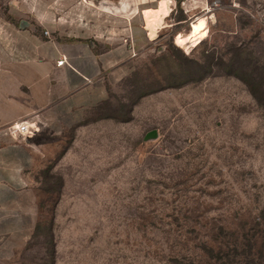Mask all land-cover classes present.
Segmentation results:
<instances>
[{"label":"rangeland","instance_id":"rangeland-1","mask_svg":"<svg viewBox=\"0 0 264 264\" xmlns=\"http://www.w3.org/2000/svg\"><path fill=\"white\" fill-rule=\"evenodd\" d=\"M159 1L0 0V23L128 54L75 126L0 127L37 219L10 264H264V0H170L152 38Z\"/></svg>","mask_w":264,"mask_h":264},{"label":"crops","instance_id":"crops-1","mask_svg":"<svg viewBox=\"0 0 264 264\" xmlns=\"http://www.w3.org/2000/svg\"><path fill=\"white\" fill-rule=\"evenodd\" d=\"M170 2L159 1L156 8L144 11V17L162 13L167 17ZM127 26L125 22L120 27L126 30ZM82 31L88 30L82 27ZM105 40L87 33L45 39L31 29L0 23V127L21 121L37 132L65 129L106 101L109 85H115L116 76L128 69V54L121 45L98 51L96 42ZM60 60L65 62L58 65ZM31 154L28 146L0 136V264L11 263L37 222L34 199L22 175Z\"/></svg>","mask_w":264,"mask_h":264},{"label":"bare ground","instance_id":"bare-ground-1","mask_svg":"<svg viewBox=\"0 0 264 264\" xmlns=\"http://www.w3.org/2000/svg\"><path fill=\"white\" fill-rule=\"evenodd\" d=\"M166 15H167L166 13H162V14H155V15H147L145 17L144 20L146 22V27H147V30L149 31V35H151L152 38L156 36L157 29L163 23V20H164L163 18ZM207 23L208 22L206 18L204 17L198 18L195 22L192 23L191 30L188 34L178 35L176 39L178 44L183 41L193 39L197 35V33H200L202 30L206 28V26L208 25Z\"/></svg>","mask_w":264,"mask_h":264},{"label":"built area","instance_id":"built-area-1","mask_svg":"<svg viewBox=\"0 0 264 264\" xmlns=\"http://www.w3.org/2000/svg\"><path fill=\"white\" fill-rule=\"evenodd\" d=\"M64 62H65V60H60L57 63H58V65H62ZM29 128L30 127L28 124L21 123V125H20L19 123H16L14 129H16V131L18 133H28V132H31Z\"/></svg>","mask_w":264,"mask_h":264}]
</instances>
